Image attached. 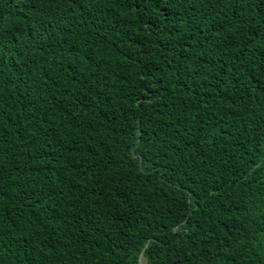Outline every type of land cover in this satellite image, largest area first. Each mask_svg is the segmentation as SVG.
<instances>
[{
    "label": "trees",
    "instance_id": "1",
    "mask_svg": "<svg viewBox=\"0 0 264 264\" xmlns=\"http://www.w3.org/2000/svg\"><path fill=\"white\" fill-rule=\"evenodd\" d=\"M31 2L0 0V264H264V0Z\"/></svg>",
    "mask_w": 264,
    "mask_h": 264
},
{
    "label": "snow or ice",
    "instance_id": "2",
    "mask_svg": "<svg viewBox=\"0 0 264 264\" xmlns=\"http://www.w3.org/2000/svg\"><path fill=\"white\" fill-rule=\"evenodd\" d=\"M141 2H142V0H134V3H133L130 0V5L129 6H131V7H139ZM157 2L159 3L160 0H157ZM237 2H239V0H237ZM145 22L147 23L148 21H145ZM254 36H256L258 38L259 37V32L254 33Z\"/></svg>",
    "mask_w": 264,
    "mask_h": 264
},
{
    "label": "clouds",
    "instance_id": "3",
    "mask_svg": "<svg viewBox=\"0 0 264 264\" xmlns=\"http://www.w3.org/2000/svg\"><path fill=\"white\" fill-rule=\"evenodd\" d=\"M33 3H34V0H32L31 4L29 5V7L25 11H27L29 8H31L33 6ZM141 264H147V261H146L144 255H142V257H141Z\"/></svg>",
    "mask_w": 264,
    "mask_h": 264
}]
</instances>
